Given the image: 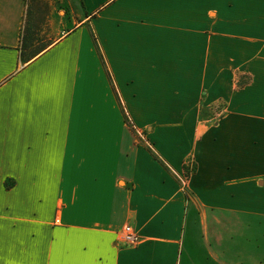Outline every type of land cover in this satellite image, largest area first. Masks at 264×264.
Here are the masks:
<instances>
[{
  "label": "crops",
  "instance_id": "1",
  "mask_svg": "<svg viewBox=\"0 0 264 264\" xmlns=\"http://www.w3.org/2000/svg\"><path fill=\"white\" fill-rule=\"evenodd\" d=\"M79 1L0 0V264H264V0Z\"/></svg>",
  "mask_w": 264,
  "mask_h": 264
},
{
  "label": "rangeland",
  "instance_id": "2",
  "mask_svg": "<svg viewBox=\"0 0 264 264\" xmlns=\"http://www.w3.org/2000/svg\"><path fill=\"white\" fill-rule=\"evenodd\" d=\"M27 29L29 30L30 35L28 34L27 42L30 45L28 49L33 50L35 48L46 45L50 39L46 36V34L41 33L43 27L45 26V22L47 19V15L51 11H61V13H72L76 10H83V2L79 0H27ZM36 25V26H35ZM248 78H241L240 80L236 78L235 86L236 88L248 83ZM227 103L224 100H219L213 105H211L207 112L212 113L214 119L218 120V118L223 117V115L227 111ZM130 122V121H129ZM137 134V133H136ZM137 137L141 139V137L137 134ZM237 230V238L235 239V246L237 251H245L247 253L255 251L254 249V240L252 239H244L243 237L238 235ZM248 236V235H247ZM249 238V237H247ZM259 239V238H258ZM245 260V259H244Z\"/></svg>",
  "mask_w": 264,
  "mask_h": 264
},
{
  "label": "trees",
  "instance_id": "3",
  "mask_svg": "<svg viewBox=\"0 0 264 264\" xmlns=\"http://www.w3.org/2000/svg\"><path fill=\"white\" fill-rule=\"evenodd\" d=\"M28 34L30 35L29 30L27 29V20H26L21 34V46H20V50H21L20 57L25 62L34 58L36 55L42 52L44 48L47 46L46 44L44 46L35 48L33 50L28 49L30 47V45L27 42Z\"/></svg>",
  "mask_w": 264,
  "mask_h": 264
},
{
  "label": "built area",
  "instance_id": "4",
  "mask_svg": "<svg viewBox=\"0 0 264 264\" xmlns=\"http://www.w3.org/2000/svg\"><path fill=\"white\" fill-rule=\"evenodd\" d=\"M137 134L142 138L141 132L137 131ZM184 179H181L183 182ZM120 237L126 245H135L139 240V235L130 225H124L120 231Z\"/></svg>",
  "mask_w": 264,
  "mask_h": 264
}]
</instances>
